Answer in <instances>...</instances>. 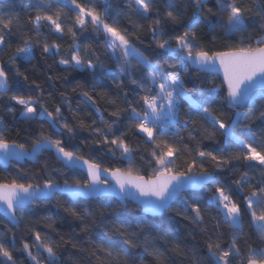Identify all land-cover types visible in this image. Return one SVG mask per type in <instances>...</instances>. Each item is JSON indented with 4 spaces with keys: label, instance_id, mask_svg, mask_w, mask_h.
Segmentation results:
<instances>
[{
    "label": "snow or ice",
    "instance_id": "1",
    "mask_svg": "<svg viewBox=\"0 0 264 264\" xmlns=\"http://www.w3.org/2000/svg\"><path fill=\"white\" fill-rule=\"evenodd\" d=\"M19 3L27 15L12 11L14 4L0 9V90L22 109L25 120L43 119L49 131L41 132L28 151L24 143L9 144L7 129L0 130V153L8 160L54 151L64 168L80 169L84 176L63 183L47 177L43 184L17 179L0 183L4 217L30 236L17 244L15 231L7 239L0 233V264H64L62 249L74 250L69 264H142L144 257L134 251L140 248L151 264H264V0H166L163 7L157 0ZM201 26L209 32L219 28L227 39L241 37V43L212 51L202 43ZM86 34L102 37V53L87 42ZM145 35L159 60L137 47ZM50 36L55 39L49 41ZM66 37L70 52L63 48ZM38 50L49 69L51 59L65 72L93 76L92 81H77L71 92L85 98L99 119L93 112L85 118L65 92L60 93L61 103L47 106L41 84L21 71L36 60ZM102 56L112 60L119 75L104 67ZM193 68L222 73L221 84L190 86ZM98 69L101 80H95ZM21 82L38 95L13 92L11 84ZM220 88L225 89L221 107H214ZM15 106L7 109L9 114ZM80 132L88 135L77 145L73 142ZM139 140L151 146L147 157L140 154L143 174L133 162L134 152L143 153ZM83 146L88 147L87 158L80 154ZM93 150L112 157L119 153L127 167H105ZM65 192L70 202L56 199ZM84 197L101 201L96 211L80 203ZM45 202H55L79 221L89 246L75 229L58 240L42 233L30 218ZM129 203L140 215L112 216ZM173 209L194 229L177 233L154 222ZM43 221L58 231L51 215ZM246 223L260 243L245 232ZM97 228L103 233L93 240L90 234ZM110 233L128 247H118L107 238Z\"/></svg>",
    "mask_w": 264,
    "mask_h": 264
},
{
    "label": "trees",
    "instance_id": "2",
    "mask_svg": "<svg viewBox=\"0 0 264 264\" xmlns=\"http://www.w3.org/2000/svg\"><path fill=\"white\" fill-rule=\"evenodd\" d=\"M134 2V0H133ZM158 4L163 7L166 3V0H157ZM14 4V8L12 11L20 13L21 16L27 15L23 11V6L19 3V0H0V9H7L9 5ZM114 8L123 11V4H115ZM182 7V6H181ZM126 26L131 29V25H127V22L124 21ZM170 30V29H169ZM48 29H42V32L47 33ZM200 35L202 38V43L206 45V47L210 48L212 51H222L226 50L230 45H239L241 43V37H234L232 39H227L223 31L219 28L215 30V32H209L206 28L201 26ZM87 36V42L93 43V45L97 48L99 52H103V45L100 41H102V37L99 40L95 39L92 36ZM55 39V37H49V41ZM144 43H137V47L141 48L142 51L145 52L146 55H149L154 60H159L160 57L156 55V52L153 51L152 48L148 47V43L150 37L144 36ZM243 43L247 44L248 41L246 38L243 39ZM71 44L70 38H65L63 48L65 52H70L69 45ZM154 48V46H153ZM62 55L64 52L61 53ZM37 58L31 64H27L22 66L21 71H24L26 74L30 76L31 79H37L41 84L42 89L44 90V100L46 101L47 106L51 109L54 104L61 103V92H65L68 96L69 101L73 104V107L79 106L83 109V115L87 118L88 112H93V116L99 119V114L95 113L92 109L90 103L83 97H81L78 93H72L71 88L75 86L77 81H92L94 78L89 73H78L68 71L65 72L62 66H58V63L52 61L51 59L48 61V64L52 65V68L49 69L47 65L43 64L39 50L36 54ZM59 60V57L56 58V61ZM104 67L110 71L116 72L119 75V70L115 68L114 63L111 59L102 56ZM51 75L53 77L52 80H47V76ZM64 76L65 79H59V77ZM103 77L99 73V69L97 70V75L95 80H101ZM213 81L216 85L221 84V79L216 74H204L198 73L193 69H190V76L188 77V83L190 86L199 89L202 85L207 87L209 86L208 82ZM11 90L16 92L17 94H25L36 96L38 93L35 91H30V84L28 86L21 83H13L11 84ZM225 94V89L220 88L216 94V105L214 107H221V101L223 100V96ZM0 100L3 103H0V130L7 129L4 131V135L8 140V143L11 144L13 141L17 143H24L28 150H31L33 142L40 137L41 132L47 133L48 125L47 122L43 119L37 120H25L22 115V109L19 106H15L14 102H9L7 100V96L2 95V90H0ZM261 103H264L262 101ZM16 107V111L14 114H9L7 109L9 107ZM186 108L187 105L185 104ZM223 108L226 111H231L227 109V105H223ZM105 118L107 117V112L103 113ZM15 115L16 119L13 120L12 116ZM255 131L257 132V140L259 139V128L258 126H254ZM181 135L186 136L187 130L181 128ZM19 132V136L16 134ZM87 132H80L79 138L73 143L79 145L80 140L87 137ZM130 135V134H129ZM219 139V137H217ZM139 148L143 150V153L137 151L133 153V162L136 168L141 170V173H144L145 162L140 159V154L145 155L147 157V153L151 151L150 145H145L144 140H139L138 142ZM81 155L85 156V158L89 155L88 147L83 146ZM93 157H99L103 160V166L105 167H127V163H121V158L119 153L115 157H112L110 154L105 155L98 150H93L91 153ZM59 169L60 171H56ZM148 174H151V169H148ZM84 174L78 170H69L64 168L59 161L55 158L52 152H44L36 164L26 163L24 166L18 164H11V166L7 169L0 166V183H10L13 179H17L22 183H33V184H43L44 179L47 177L48 179H54L60 183H63L64 179H68L69 182H72L76 178H82ZM187 195V193L185 194ZM59 201H69L70 200L64 195H57L56 197ZM106 202V201H105ZM54 203L45 202L44 205L35 209V215L30 218V220L41 230L42 233H48L52 239L58 240L61 234L71 233L73 229H75L77 237L83 238L81 242L85 243V246H89L87 242V237L85 234L80 233L79 231V221L74 220L72 217L68 216L62 208H58L54 206ZM80 203L85 207H90L93 211H96L98 205L101 203L100 200H81ZM175 209L172 211L166 212L159 219L154 221L155 223L162 224L165 228L175 229L177 233H184L188 230L194 229V226H191L188 221L182 220L180 217L175 216ZM130 214L140 215L138 209H134V205L129 203L124 207L117 208L116 212L112 214L113 217L119 216L124 217ZM45 215H51L53 219L56 221L54 227L58 231H53L52 229L46 226V223L43 221V217ZM99 223V221H98ZM245 232L248 233L253 239H256L257 243H260L258 238H256V234L252 226L249 223L245 224ZM12 231H15L17 236V244H19L20 238L26 237L30 239L29 234L25 231L23 227L21 228H13V226L8 223L2 216H0V233H4L2 238L7 239L11 236ZM198 231V230H197ZM225 231H227V226H225ZM97 233H103V228H97L92 231L90 234L92 239L95 240ZM108 239L116 242L118 247L127 248L128 246L123 243L121 237L115 234H109ZM199 240V237L197 238ZM191 244V241H185ZM251 242V241H250ZM157 246L163 248V245L160 242H157ZM139 256L144 257L142 264H151V257H147L143 252V249L134 250ZM206 255V250H203ZM74 250H61V260L64 261V264H69V255H72ZM167 255L172 256L171 252H168ZM27 264V262H25ZM86 264V260H85ZM177 264H180L179 260H177Z\"/></svg>",
    "mask_w": 264,
    "mask_h": 264
},
{
    "label": "water",
    "instance_id": "3",
    "mask_svg": "<svg viewBox=\"0 0 264 264\" xmlns=\"http://www.w3.org/2000/svg\"><path fill=\"white\" fill-rule=\"evenodd\" d=\"M193 70H195V69L193 68ZM212 74H215V73H212ZM216 75H217V74H216ZM217 76H219V78H220L221 81H222V73L219 74V75H217ZM28 151H31V150H28ZM44 152H52L53 155H54L55 158H56V153H55L54 151H44ZM44 152L39 153L35 158H32V157H23V158H19V159H8V160L5 159L3 153H0V166H2L3 168L7 169V168H9V167L11 166V164H13V163H14V164H18V165H22V166H24L27 162L30 163V164H36L37 161H38V158H40ZM72 170H78V171H80V172H82V173L84 174V172L81 171L80 169H72ZM102 187H103V186H102ZM185 194H186V193H185ZM58 195H64V196H66V197L70 200L69 194H68L67 192L62 193V194H58ZM81 200H86V201H88V200H98V199H96L95 197H84V198H82ZM165 213H166V212H165ZM165 213H163L161 216H163ZM0 216H2V217H3L8 223H10V221L7 220V219L4 217L2 207H0ZM161 216H160V217H161ZM10 224H11V223H10ZM11 225H12V224H11Z\"/></svg>",
    "mask_w": 264,
    "mask_h": 264
}]
</instances>
